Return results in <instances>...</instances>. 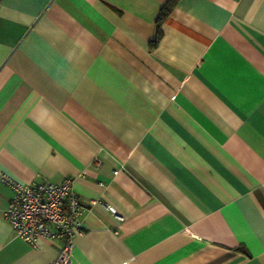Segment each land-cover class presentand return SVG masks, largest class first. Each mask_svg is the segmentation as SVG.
I'll return each instance as SVG.
<instances>
[{
  "label": "crops",
  "instance_id": "1",
  "mask_svg": "<svg viewBox=\"0 0 264 264\" xmlns=\"http://www.w3.org/2000/svg\"><path fill=\"white\" fill-rule=\"evenodd\" d=\"M0 173L73 180L67 264H264V0H0Z\"/></svg>",
  "mask_w": 264,
  "mask_h": 264
},
{
  "label": "built area",
  "instance_id": "2",
  "mask_svg": "<svg viewBox=\"0 0 264 264\" xmlns=\"http://www.w3.org/2000/svg\"><path fill=\"white\" fill-rule=\"evenodd\" d=\"M0 180L12 190L3 216L15 236L32 246L42 239L58 241L60 251L51 264L69 263L73 240L83 231L81 214L86 208L73 191V180L55 183L42 178L38 183L24 184L4 173H0Z\"/></svg>",
  "mask_w": 264,
  "mask_h": 264
},
{
  "label": "trees",
  "instance_id": "3",
  "mask_svg": "<svg viewBox=\"0 0 264 264\" xmlns=\"http://www.w3.org/2000/svg\"><path fill=\"white\" fill-rule=\"evenodd\" d=\"M173 1H175V0H173ZM171 5H172V1H171V3H169L168 5H164V6L161 8L160 16H159V18H158L159 20L168 14V11H169ZM159 37H160V32L157 31V32H156V38L153 40V43H156V42L158 41Z\"/></svg>",
  "mask_w": 264,
  "mask_h": 264
}]
</instances>
